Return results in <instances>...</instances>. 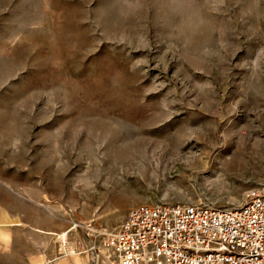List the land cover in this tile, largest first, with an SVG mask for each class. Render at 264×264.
I'll list each match as a JSON object with an SVG mask.
<instances>
[{"label": "rangeland", "instance_id": "obj_1", "mask_svg": "<svg viewBox=\"0 0 264 264\" xmlns=\"http://www.w3.org/2000/svg\"><path fill=\"white\" fill-rule=\"evenodd\" d=\"M258 141L264 0H0V219L31 247L110 253L135 205H240Z\"/></svg>", "mask_w": 264, "mask_h": 264}, {"label": "built area", "instance_id": "obj_2", "mask_svg": "<svg viewBox=\"0 0 264 264\" xmlns=\"http://www.w3.org/2000/svg\"><path fill=\"white\" fill-rule=\"evenodd\" d=\"M105 235L116 264H264V185L231 207L135 205Z\"/></svg>", "mask_w": 264, "mask_h": 264}, {"label": "crops", "instance_id": "obj_3", "mask_svg": "<svg viewBox=\"0 0 264 264\" xmlns=\"http://www.w3.org/2000/svg\"><path fill=\"white\" fill-rule=\"evenodd\" d=\"M101 252L73 248L53 254L38 241L31 247L27 227L0 219V264H116L112 252Z\"/></svg>", "mask_w": 264, "mask_h": 264}, {"label": "bare ground", "instance_id": "obj_4", "mask_svg": "<svg viewBox=\"0 0 264 264\" xmlns=\"http://www.w3.org/2000/svg\"><path fill=\"white\" fill-rule=\"evenodd\" d=\"M246 137V136H245ZM247 138V137H246ZM241 140V139H240ZM251 140V139H250ZM254 142V141H253ZM259 142V141H258ZM248 144V143H247ZM246 145V144H245ZM238 146H240V144L238 145ZM239 148V147H238ZM249 150L251 151L252 150V153L254 152H256L257 154H259V153H263V151H264V149H263V146H262V143H256V146L254 145H252L250 148H249ZM239 151H241L240 149H239ZM243 151V150H242ZM238 154L236 153L231 159H229L231 156H229V160L228 159H225L224 160V165L225 166H228L230 169H232V170H240L242 167H245V163L244 162H242V160L240 161V160H238ZM257 156V155H256ZM263 158V157H262ZM84 181V180H83ZM85 183V182H84ZM83 183V184H84ZM88 187V186H87ZM87 187L85 188V189H87ZM89 188V187H88ZM81 190V189H80ZM91 191V190H90ZM84 193V192H83ZM93 194V193H92ZM94 195V194H93ZM87 196V195H86ZM88 197V196H87ZM93 197V196H92ZM75 226V225H74ZM76 227V226H75ZM67 231H64V232H62L61 233V235H62V239H63V241H65L66 240V236H67Z\"/></svg>", "mask_w": 264, "mask_h": 264}]
</instances>
